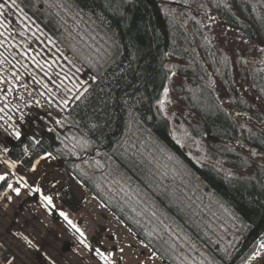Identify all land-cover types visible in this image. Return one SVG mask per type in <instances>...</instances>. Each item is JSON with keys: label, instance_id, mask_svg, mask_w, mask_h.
<instances>
[{"label": "trees", "instance_id": "trees-1", "mask_svg": "<svg viewBox=\"0 0 264 264\" xmlns=\"http://www.w3.org/2000/svg\"><path fill=\"white\" fill-rule=\"evenodd\" d=\"M185 1L0 0V108L22 127L0 160L30 170L53 157L164 264H245L264 244L263 170L220 174L173 138L160 109L167 57L189 55L187 31L165 4ZM238 8V17L219 10L221 20L264 46V14ZM24 85L53 110H42L48 121L26 108ZM186 102L201 118L196 135L237 140L213 92ZM249 136L243 144L264 152V136ZM11 259L0 244V261Z\"/></svg>", "mask_w": 264, "mask_h": 264}, {"label": "rangeland", "instance_id": "rangeland-1", "mask_svg": "<svg viewBox=\"0 0 264 264\" xmlns=\"http://www.w3.org/2000/svg\"><path fill=\"white\" fill-rule=\"evenodd\" d=\"M238 2H246L264 14V0H186L182 5L172 2L165 4L168 13L180 21L187 31L189 55L183 59L171 55L167 57L166 68L171 77L165 89L167 92L163 93L160 109L170 125L173 138L186 151L196 154L202 163L214 166L220 174L225 176L253 177L259 169L264 172V152L254 147L249 148L241 139L244 136L248 137L249 134L264 136V46L248 39L221 20L219 16L221 9L237 17L240 15ZM59 81L61 83L62 80L58 78V81L52 82L58 84ZM20 88L18 95L23 96L26 108L38 112L41 118L47 121L50 116H46L42 110L54 115L53 110L39 95L25 85ZM196 90L213 92L218 106L225 110L235 123L236 141L233 143L212 141L214 142L212 143L208 142L206 135L202 137L195 134L197 126L201 125V118L188 108L186 100ZM198 97L199 95H195L192 101H196ZM16 115L21 119L19 114ZM21 128L8 113L4 110L0 111V146L5 147L7 143H13L17 138L15 132H20ZM222 150L230 151L236 156L233 162L242 164L247 160L251 163L250 166L248 168L234 167L225 161ZM6 166L10 169V184L12 180L17 179L25 186L26 190L21 196L31 213L34 211L33 200L35 205L42 207L40 220L37 222L38 228L43 231L42 234L51 240L53 245L62 242L60 250H72V254H80L76 250V245L72 244L74 242L82 244L81 238L77 233L74 234L75 229L60 216L59 212H66L72 216L73 224L80 228L78 227V222H81L79 208L83 201L88 198V201L94 199L97 204L101 203L53 157L46 156L38 160L30 170L22 165L13 167L11 164H6ZM26 179L32 181L29 183L35 189H39L37 193H42L43 197L36 194L32 187L25 185ZM74 185L82 192L79 193ZM44 197H51L52 204L49 205ZM14 204L16 206L17 201ZM87 208L88 211L93 210L89 206ZM67 209L72 213H69ZM9 213H11L10 216L7 213L4 219L16 221V212ZM47 218H51L53 223L51 224ZM2 219L0 218V226H3ZM63 221L69 226H65ZM21 230L26 231L23 233L27 235L29 231L27 223ZM65 241L68 242V246L63 244ZM138 242L141 241L138 239ZM10 244L18 252L16 244L13 242ZM37 248L41 254L30 255V252L29 254L26 252L28 255L18 256L14 264L21 262V264H37L39 254L41 255L38 257L40 264H50V262L55 264L57 259L62 262L63 253L57 252V249L51 250L45 246V254L41 251V245ZM147 250L150 255L154 254L149 248ZM9 253L13 258L12 253ZM257 253L245 264H264V248H260ZM46 260L50 262L47 263ZM0 264H3L2 261Z\"/></svg>", "mask_w": 264, "mask_h": 264}, {"label": "crops", "instance_id": "crops-1", "mask_svg": "<svg viewBox=\"0 0 264 264\" xmlns=\"http://www.w3.org/2000/svg\"><path fill=\"white\" fill-rule=\"evenodd\" d=\"M0 175L6 176V179L11 175L9 167H7L1 160ZM12 181V188H19L20 194L16 195L12 188H8L0 200V218H3V226H0V229H2L0 232V244L3 247L5 246L4 248L12 253L13 258L11 259V264H14L17 260V257L22 256L23 254L28 255L29 252L30 255L40 253L37 248L39 245H41V251L45 254V246L49 247L51 250L57 249V252L63 253L62 262L57 259L55 264H105V261L101 259L100 255H98V252H103L104 255L109 256L110 259L115 262V264H164L159 258L155 256V254L150 255L147 247L141 242L139 243L137 237H135L133 233L102 204H97L94 199H90L88 201V198L83 201V204L80 205L79 208V217L81 222H78V227L80 228H77L76 226L75 228L72 226L74 225L72 222V216L68 215L66 212H63L68 217L66 220L65 217L61 215L62 211H58L60 216L63 217L66 222L71 220L72 224L70 225L75 229L74 234L77 233L82 242V244L75 242L72 244L73 246L76 245V250L80 254H72V250H60L59 247L62 242L53 245L50 242L51 240H48L47 237L42 234L43 231L37 226V222L40 220V215L42 213V207L38 206V204L35 205V201L33 200L32 202L34 204V211L31 213L30 208L25 205V201H23L21 196L26 190L25 186L17 179ZM2 182L3 181H0V184ZM29 182L32 181H28L26 179L25 185L32 187L36 194H40V196L43 197L42 193H37L36 189ZM74 187L75 189L79 190V193L82 192V190L78 189L76 185H74ZM15 201L18 203L16 206H14ZM87 206H89L91 210L93 208V210L88 211L89 209ZM16 207H18V209ZM58 207L59 206H57V208ZM9 212H16V221L10 220L9 218L7 220L4 219L7 213L10 216L11 213ZM68 212L72 213L70 210H68ZM84 215H86V217H84ZM47 219L51 221V218ZM25 223H27L29 229V231H27L28 233H26L27 235L23 233L26 231L21 230ZM52 223L53 221H51V224ZM64 225L69 226L67 223ZM77 229H79V231H77ZM81 232L83 233V236H81ZM24 237H27L29 240H31L36 247H31ZM82 239L84 241H82ZM11 242L16 244V249H18V252L21 249L19 253L16 252L14 248H12L10 244ZM63 244L68 246V242L66 241L63 242ZM40 254L38 257L41 256ZM38 257L37 264L39 263ZM46 262L48 263L50 261L46 260ZM50 264L52 263L50 262Z\"/></svg>", "mask_w": 264, "mask_h": 264}, {"label": "snow or ice", "instance_id": "snow-or-ice-1", "mask_svg": "<svg viewBox=\"0 0 264 264\" xmlns=\"http://www.w3.org/2000/svg\"><path fill=\"white\" fill-rule=\"evenodd\" d=\"M14 2H15V0H13V3H14ZM3 7H4V5H3V4H0V8H3ZM165 91L167 92V90H165ZM0 111H3V109H0ZM20 135H21V133H20L19 131H16V132H15V136H16L17 138H19ZM5 151H7V149H5ZM12 166L14 167L15 165H12ZM0 181H6V176H4V175H0ZM8 187H9V188H12V185L9 184ZM12 190L16 193V195H19V194H20V189H19V188H12ZM36 191L39 192V189H36ZM9 199H10V197H9ZM44 199L47 201V203H48L49 205L52 204V198H51V197H44ZM61 215H63V216L65 217L66 220L68 219V217H67L63 212L61 213ZM68 223H69V224H72L71 220H68ZM72 226L75 227V225H72ZM77 231H79V229H77ZM80 234H81V236H83V233H82V232H81ZM24 239L27 241V243H28L31 247H33V248L36 247V246L32 243V241L29 240L27 237H24ZM260 247H261V248H264V244H261ZM121 251H122V249H121ZM98 255H100L101 259H103V260L105 261V264H115V262L112 261V260L110 259L109 256L104 255L103 252H98ZM256 255H258V253H257ZM9 264H11V261H9Z\"/></svg>", "mask_w": 264, "mask_h": 264}]
</instances>
